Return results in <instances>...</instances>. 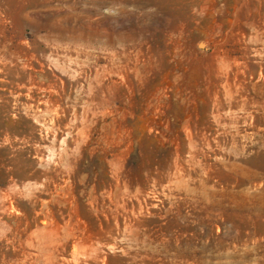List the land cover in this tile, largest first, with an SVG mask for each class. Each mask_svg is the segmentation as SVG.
Returning <instances> with one entry per match:
<instances>
[{"label":"rangeland","instance_id":"obj_1","mask_svg":"<svg viewBox=\"0 0 264 264\" xmlns=\"http://www.w3.org/2000/svg\"><path fill=\"white\" fill-rule=\"evenodd\" d=\"M17 65L0 264H264V0H0Z\"/></svg>","mask_w":264,"mask_h":264},{"label":"bare ground","instance_id":"obj_2","mask_svg":"<svg viewBox=\"0 0 264 264\" xmlns=\"http://www.w3.org/2000/svg\"><path fill=\"white\" fill-rule=\"evenodd\" d=\"M23 69H24V67H22V65H17V66L10 67V68L5 67V68L1 69L0 70V82L5 81L4 77L8 76L11 78V80L13 82H15V84H17L19 86L22 83L21 79H22ZM0 111L2 112V114H6L8 112L19 113L20 107L16 103L7 104V105H3V106L0 105ZM0 116H1V114H0Z\"/></svg>","mask_w":264,"mask_h":264}]
</instances>
